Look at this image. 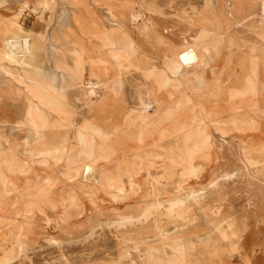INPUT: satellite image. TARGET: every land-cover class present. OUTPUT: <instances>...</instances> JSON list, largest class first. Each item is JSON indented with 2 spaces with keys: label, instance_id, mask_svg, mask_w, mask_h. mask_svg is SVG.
Segmentation results:
<instances>
[{
  "label": "rangeland",
  "instance_id": "rangeland-1",
  "mask_svg": "<svg viewBox=\"0 0 264 264\" xmlns=\"http://www.w3.org/2000/svg\"><path fill=\"white\" fill-rule=\"evenodd\" d=\"M262 8L0 0V264H264Z\"/></svg>",
  "mask_w": 264,
  "mask_h": 264
},
{
  "label": "bare ground",
  "instance_id": "bare-ground-1",
  "mask_svg": "<svg viewBox=\"0 0 264 264\" xmlns=\"http://www.w3.org/2000/svg\"><path fill=\"white\" fill-rule=\"evenodd\" d=\"M264 9V8H262ZM35 10V9H34ZM87 11V10H86ZM127 14V13H126ZM117 18V17H116ZM121 18V17H120ZM130 18V17H129ZM173 19V18H172ZM263 26V25H262ZM200 28V27H199ZM221 28V27H220ZM201 29V28H200ZM196 31V30H195ZM194 32V31H193ZM28 35V34H27ZM200 35V33H199ZM203 36V35H202ZM22 37V36H21ZM198 37V36H197ZM4 42V41H3ZM4 49L6 50V52L9 54L10 53V56L11 58H14L16 60H20V58L16 57L19 52H24V53H27V52H32V42H31V39H30V36H25V37H22V38H11V37H8L5 39V43H4ZM23 53V54H24ZM28 55V54H27ZM95 57V56H94ZM81 58V57H80ZM34 59V58H33ZM196 59V58H195ZM86 60V59H85ZM93 62V61H92ZM260 63V62H259ZM38 64V63H37ZM97 64V63H96ZM240 68H242L243 66V63L240 62L239 65H238ZM77 67V66H76ZM89 67V66H88ZM245 67V66H244ZM264 68V67H263ZM42 71V70H41ZM243 72V71H242ZM159 78V77H158ZM257 79V77H255ZM155 81V80H154ZM247 81L250 82V79L247 78ZM91 82V81H90ZM92 83V82H91ZM151 83V81H150ZM93 84V83H92ZM94 85V84H93ZM92 85V86H93ZM96 85V84H95ZM150 85V84H149ZM152 87V86H151ZM98 88V87H97ZM150 88V87H148ZM155 88V87H154ZM160 89V88H159ZM95 92V91H93ZM92 93V91H91ZM149 93V92H148ZM96 94V93H95ZM101 94V93H100ZM94 95V94H93ZM154 95V94H153ZM162 95V93H161ZM172 95V94H171ZM150 97V96H149ZM161 97V96H160ZM168 98V97H167ZM159 99V98H158ZM131 101V100H130ZM150 101V100H149ZM148 102V101H147ZM171 102V101H170ZM149 103V102H148ZM146 105V104H145ZM148 107V106H147ZM146 107V108H147ZM29 112V110H27ZM30 113V112H29ZM27 114V113H26ZM30 115V114H28ZM31 116V115H30ZM34 117H35V114H34ZM28 119V118H27ZM36 120V119H35ZM29 122V121H28ZM33 121H31L32 123ZM37 124V123H36ZM34 125V124H32ZM35 127V126H34ZM101 131V130H100ZM90 140V139H89ZM88 144H91V143H88ZM83 148V147H82ZM91 148V147H90ZM46 149V148H45ZM91 156V155H90ZM42 158V157H41ZM40 161V160H39ZM44 163V161H43ZM113 163V162H112ZM264 248V247H263ZM212 250V249H211ZM20 261V260H19Z\"/></svg>",
  "mask_w": 264,
  "mask_h": 264
}]
</instances>
